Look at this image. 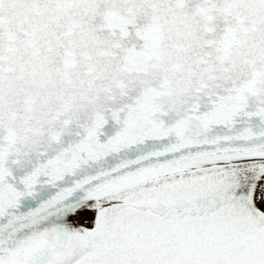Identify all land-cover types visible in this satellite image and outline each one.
<instances>
[{"label":"snow or ice","instance_id":"1","mask_svg":"<svg viewBox=\"0 0 264 264\" xmlns=\"http://www.w3.org/2000/svg\"><path fill=\"white\" fill-rule=\"evenodd\" d=\"M0 264H264V0H0Z\"/></svg>","mask_w":264,"mask_h":264}]
</instances>
